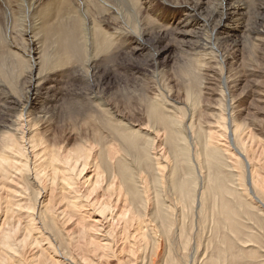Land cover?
I'll return each instance as SVG.
<instances>
[{
    "label": "bare ground",
    "instance_id": "6f19581e",
    "mask_svg": "<svg viewBox=\"0 0 264 264\" xmlns=\"http://www.w3.org/2000/svg\"><path fill=\"white\" fill-rule=\"evenodd\" d=\"M226 1L207 16V0H0V264H264V169L237 127H202L200 80L180 104L151 93L121 116L89 80L123 44L157 56L147 42L171 30L197 39L192 27L221 13L215 37L228 38L225 22L243 8ZM263 20L257 12V39ZM70 71L89 81L67 93L54 81ZM52 117L77 139L70 148L52 142Z\"/></svg>",
    "mask_w": 264,
    "mask_h": 264
},
{
    "label": "rangeland",
    "instance_id": "374dc122",
    "mask_svg": "<svg viewBox=\"0 0 264 264\" xmlns=\"http://www.w3.org/2000/svg\"><path fill=\"white\" fill-rule=\"evenodd\" d=\"M235 2L241 5L240 7L243 9L237 15L231 16L232 19H228L225 22L228 30H231V34L225 32V35L230 34V36L224 40L218 41L220 33L215 37L218 31L215 25L220 22L221 17L224 15V13H221L219 18H216L212 23L213 25L209 27L202 26L200 22L192 27L194 32L197 30L196 35H193L197 39L190 36L176 35L174 30L167 33L163 39L156 40L158 42H150L148 38H145V40L149 41L146 42L149 45L151 43L150 46L155 47L157 52H159L157 56L153 54L156 51L153 53L149 52L154 51V49L133 53L134 51L130 50L131 44H123L121 46V54L117 57L114 54H107V57H105L106 55L100 56L101 60L99 59L93 67L94 74L90 79L85 78L89 72H87V75L85 71L77 75L79 71L76 74H72L70 71L71 73L63 72V75L59 74L54 83L56 82L55 84L62 89L66 87L64 91L67 92L69 90L68 92L72 93L74 91L73 84L78 86L89 79L90 86H93L94 83L92 89L98 90L99 95L104 97V99L106 98L108 104L112 105L115 102L118 105L120 111L115 108L114 112L121 116V108L126 106L127 109L135 112V109L143 101V99L139 98L141 96H149L151 93L157 95L159 93V96L164 97L168 102L172 101L180 104L184 100L185 89L187 86L192 87V78L197 77V81L200 80V84H197L199 86L195 90L200 92V95L196 94L199 96L197 100L198 118L202 127L205 130L218 133L221 131H232L237 127L244 140L243 144L246 146L253 162L264 169V34L258 33L261 38L258 37L257 39V36L251 32L254 28L262 27L260 25L258 27V23L255 24V14L261 11L262 15H264V0L263 2L261 0H228L222 3L220 7L224 9L226 5L235 4ZM158 4L159 2H156V7H152L154 10L153 14L156 15L155 17L158 20L165 19L168 21L170 16L166 12L167 9H164V11L157 6ZM219 4L220 0H207L201 7L202 12L209 16L210 10L214 9L213 7L216 8ZM226 7L228 8V6ZM180 21L181 18L174 17L171 21V26L173 28L176 27V23ZM253 36H255V39ZM197 41L210 42V45L207 44L209 50L201 51V49H195ZM202 53H206L211 58L207 59L209 57L205 54L202 56ZM196 61L197 63H195ZM207 62L208 64H205ZM198 63H204V66L202 65L201 67ZM197 66H200L202 70ZM258 72L260 74H257ZM71 75L77 76L73 77ZM232 81L234 83H231ZM12 83L15 84L14 81ZM25 87L26 84L24 83L21 87L23 91ZM57 88L53 90L56 92V90L61 89ZM102 88L105 90L102 91ZM63 94L65 95V92ZM219 94H221L222 99H220ZM255 95L258 96L257 99ZM230 96L232 97L229 98ZM259 100H261V103ZM36 107V109L38 107L40 109V105ZM224 108L225 110H223ZM215 109L226 111V113L222 111V115L224 114L225 116H222L220 124H214L213 122L211 114L215 113ZM31 110L34 111L32 108ZM76 117L65 121L69 132L74 130ZM60 118L52 117V127L50 126L51 135L53 136L52 142L57 144L65 142L64 147L70 148L77 139L64 134L66 128ZM207 119L209 120L206 122ZM131 120H135L133 122L135 124L141 122L138 116L131 117ZM223 141L224 144L226 142V147L230 150V153L232 146L226 139V133ZM230 154L233 153L231 152Z\"/></svg>",
    "mask_w": 264,
    "mask_h": 264
}]
</instances>
